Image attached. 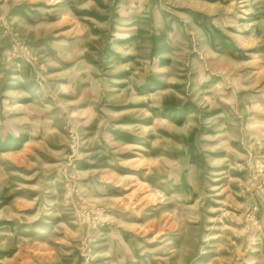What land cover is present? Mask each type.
Here are the masks:
<instances>
[{
  "label": "rangeland",
  "instance_id": "1",
  "mask_svg": "<svg viewBox=\"0 0 264 264\" xmlns=\"http://www.w3.org/2000/svg\"><path fill=\"white\" fill-rule=\"evenodd\" d=\"M0 264H264V0H0Z\"/></svg>",
  "mask_w": 264,
  "mask_h": 264
}]
</instances>
